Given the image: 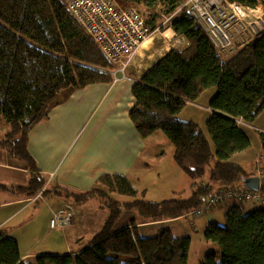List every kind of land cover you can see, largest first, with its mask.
I'll return each mask as SVG.
<instances>
[{"label": "trees", "instance_id": "16d2710c", "mask_svg": "<svg viewBox=\"0 0 264 264\" xmlns=\"http://www.w3.org/2000/svg\"><path fill=\"white\" fill-rule=\"evenodd\" d=\"M129 1L148 11L159 7L158 14L144 13L151 27L177 10L173 28L189 42L160 57L132 85V124L143 138L163 134L172 144L174 162L192 180L208 172V181L197 184L187 198L160 201L137 198V188L126 176L115 173L100 176L98 186L81 193L60 185L47 187L42 196L56 193L78 202L94 195L105 197L108 212L101 228L78 252L44 254L34 262L21 259L18 241L0 228V264H187L189 237L175 236L167 227L155 235L140 236L135 218L116 228L120 214L135 211L147 222L176 218L200 205L215 188L242 185L248 176L229 158L250 146L237 120L252 123L264 110V35L223 57L182 6L183 0ZM231 1L257 4V0ZM111 66L65 0H0V125L6 126L0 146L28 171L27 183L16 187L25 197H35L46 182L28 151L30 130L48 118L63 94L112 82ZM210 87L216 92L209 108L225 113L211 112L206 122L214 150L195 121L177 117ZM258 134L264 152V131ZM112 193L133 199L120 202ZM225 216V225L211 222L203 232L206 240L218 245L220 262L213 250L201 264H264V207L244 212L240 205H233Z\"/></svg>", "mask_w": 264, "mask_h": 264}, {"label": "crops", "instance_id": "0c3cea01", "mask_svg": "<svg viewBox=\"0 0 264 264\" xmlns=\"http://www.w3.org/2000/svg\"><path fill=\"white\" fill-rule=\"evenodd\" d=\"M133 76V73L128 71L127 78L119 79L120 81H115L113 78L112 82L109 83H93L84 88L74 90L70 94H63V99L52 107L48 118L32 127L28 135V151L35 159L42 174L46 176V182L42 189L60 185V187L75 193H81L98 186V178L100 176L115 173L126 176L137 188L139 196H144L147 190L146 186L141 188L138 184H146L151 180L154 186L155 178L152 177L154 171L157 175L161 174L163 164H167L169 161L173 162L172 165L174 166L175 163L172 158L173 147L170 141L166 143L167 148H165V141L161 133L156 132L143 138L137 133L132 124L129 111L135 102L131 93L132 85L135 83ZM139 76L137 75V78ZM191 103L193 102L188 104ZM208 109L210 113L219 112L210 109L209 106ZM206 122L207 120L205 121V126ZM255 122L252 126L251 123L241 120L239 125L264 131V124H255ZM200 128L202 129V127ZM2 131L4 133L3 135L0 134L1 140L4 139L6 127ZM257 141L260 151L258 155H253L250 158L252 162L250 170L245 169L246 160L244 159L249 148L231 155L229 161L239 164L248 176L257 175L261 180H264V152L261 149L259 134ZM252 146L253 142L250 139L249 147L252 148ZM10 158L12 157L8 155L7 150L0 146V185H2L0 192L9 194L4 196L1 195L4 193H0V228L4 229L7 235L18 241L21 259L32 261L33 258L36 260V257L40 255L78 252L85 247L87 243L85 246H79L83 236L69 239L65 231L67 228L74 226V222L64 229H51L49 221L46 224L44 217L41 220L44 222L42 228L35 231L36 236L29 235L25 240L22 238L23 235L21 237L18 236L24 221L23 219L22 222L15 220L33 202L47 198L50 195H66L51 193L33 200L25 197L24 194L16 190V187L27 183L29 180L28 171L20 161L12 158L14 162H18L13 163ZM204 181H208V178ZM15 183L18 185L14 186ZM192 184H194V187H192ZM190 186L191 192L189 196L197 184L193 181ZM224 187L222 185L213 191ZM231 187L244 188V185L242 182V185L235 184ZM173 191V196L183 192L181 189ZM263 195L260 194V200L258 201H237L232 197H228L217 205L210 207L205 211L207 213L202 215L203 217L201 215L196 217L194 225L197 227V223L201 222L206 228L209 223L217 222L216 220L219 216L224 215L226 217V211L233 205H240L244 212V209H247L248 212L256 209L255 207H264ZM73 199L75 200L74 197ZM256 203H262L263 205L256 206ZM51 210L52 208H50V214L53 211ZM68 211L72 214L73 221H75V215L70 210ZM179 217L184 216L181 215ZM179 217L153 221L154 223L147 222L140 217V219H136V222L138 225L145 223L162 224L175 222V219ZM9 226L10 228H6ZM36 227L37 225L33 229H36ZM181 230L183 231L182 233H185L184 227ZM11 233L14 234L12 235ZM93 234L95 233L91 232L89 234L87 242ZM44 243L48 244L40 249L37 248Z\"/></svg>", "mask_w": 264, "mask_h": 264}, {"label": "built area", "instance_id": "2783aa9c", "mask_svg": "<svg viewBox=\"0 0 264 264\" xmlns=\"http://www.w3.org/2000/svg\"><path fill=\"white\" fill-rule=\"evenodd\" d=\"M66 6L103 56L113 64L108 71L115 81L127 78L129 71L137 82V75L160 57L189 43L185 35L173 28L172 19L177 10L164 15L159 23L151 27L144 12L134 6L123 7L117 0H67ZM182 6L188 8L223 57L232 55L257 36L264 35L261 0H257L255 6L231 0H185ZM42 191L30 200L40 197ZM228 197L237 201L260 200L257 191L246 187H226L211 192L200 205L186 211L183 216L194 220ZM72 222L73 216L68 210L58 209L50 217L49 227L64 229Z\"/></svg>", "mask_w": 264, "mask_h": 264}, {"label": "rangeland", "instance_id": "374dc122", "mask_svg": "<svg viewBox=\"0 0 264 264\" xmlns=\"http://www.w3.org/2000/svg\"><path fill=\"white\" fill-rule=\"evenodd\" d=\"M67 0H65L66 3ZM118 4H120L123 7L126 6H134L138 9H140L145 14L154 13L158 14L159 7H155L153 10H145L141 4L135 5L133 2L129 0H117ZM185 0H183V3ZM262 2V0H261ZM111 64V63H110ZM113 66V64H111ZM111 66V67H112ZM120 81V80H119ZM216 92L215 87H210L206 89L197 100L191 104H187V106L184 108V110L179 114L177 117L182 120H194L200 127H202L203 132L205 133L206 137L208 138L210 145L212 147V150H214V146L210 137V134L207 131V128L205 126V121L210 116V112L208 111L209 106V100L213 97V95ZM256 121V122H255ZM255 124L263 123L264 124V111L260 113V115L255 119ZM254 122L251 123V125H254ZM258 126V125H256ZM6 126L3 124L0 125V134L3 135V129H5ZM240 128L248 135V137L252 140L253 146L252 148L249 147L247 150V153L245 154L244 159L245 162V169L250 170L251 167V160L250 158L253 155H258L260 148L258 146V129L247 127V126H240ZM163 135V134H162ZM164 143H169V140L163 135ZM164 145V146H165ZM167 148V145L166 147ZM246 150V149H245ZM11 162L18 163L16 161H19L16 159L14 162L12 158H10ZM174 161V160H173ZM214 162V160H213ZM173 163V162H172ZM171 161H169L167 164H163V171L161 174L157 175L156 172L152 174V177L155 178V184L153 186V181H148L146 184L139 183L138 185L141 188H145L146 194L144 196H139L137 198H142L144 200H151V201H160L165 200L169 198H186L189 196L191 190V183L194 181L195 184H201L204 180H207L209 177V173L206 172V174L198 178L197 180H191V178L181 170V168L175 163L174 166L172 165ZM254 164V163H253ZM255 166V165H253ZM264 174V172H263ZM153 180V179H152ZM18 185L17 183L14 184V186ZM225 188V187H224ZM222 188V189H224ZM183 190L182 194L174 195L173 190ZM154 192V193H153ZM259 194H264V191L260 189ZM4 193V192H0ZM8 193H4L1 195L6 196ZM9 195V194H8ZM111 196L120 201V202H127L131 201L133 198L119 195L117 193H112ZM264 196V195H263ZM50 203V204H49ZM28 204V203H27ZM106 204V198L100 195H94L90 197L88 200L83 202H76L73 197L71 196H57V195H50L47 196V198L38 199L36 202H33L29 208H27L23 214L18 216V219L15 221H20L23 223L20 227V232L18 236H22V238L25 240L28 238L29 235H35V231L39 228H42L44 222H42V217L46 219V224H48L49 218L52 216L53 212L57 211L58 208H66L70 210L75 215V221H73V225L69 228H67L65 231L69 237V239H72L74 237H81L83 236V240L81 243H79V246H85L87 243L88 236L91 232L96 233L99 231L102 225V220L106 217L108 209L105 207ZM257 204V203H256ZM47 205V206H46ZM262 203L257 204L256 206H262ZM50 208H52V212L50 214ZM257 208V207H255ZM245 212H247V209H244ZM207 212H204L201 214L205 215ZM50 216V217H49ZM200 216V215H199ZM197 216V217H199ZM203 217V216H202ZM135 218L140 219V216L135 211H129L124 210L120 217L118 218L116 222V228H121L128 224L129 219ZM175 222H168V223H162V224H152V223H145L142 225H138V232L140 236H152L155 235L160 228L162 227H168L170 228L171 232L175 236H189L190 237V249L188 254V264H201L203 257L205 253L216 251V260L217 262H220V252L219 247L217 244L213 243L210 240H206L203 236L204 232V225L201 222L197 223V227L194 225L193 218L188 217H179L175 219ZM221 225H225L227 223L226 217L219 216L216 220ZM34 223V224H32ZM154 223V222H153ZM100 224V225H99ZM37 225L36 229H33ZM182 227H184L185 233H182L181 230ZM6 228H10L6 227ZM9 230V229H8ZM188 232V233H187ZM12 235L14 233H11ZM184 234V235H181ZM48 244V243H47ZM46 243L38 246L37 248L40 249L43 246L47 245ZM216 245V246H215ZM55 250V249H51ZM125 259L129 258L128 256H124ZM32 261H35V258L32 259ZM36 263V262H35Z\"/></svg>", "mask_w": 264, "mask_h": 264}, {"label": "water", "instance_id": "95a60500", "mask_svg": "<svg viewBox=\"0 0 264 264\" xmlns=\"http://www.w3.org/2000/svg\"><path fill=\"white\" fill-rule=\"evenodd\" d=\"M242 182L244 187L253 191H258L264 187V180H261V178L257 175L244 177Z\"/></svg>", "mask_w": 264, "mask_h": 264}, {"label": "bare ground", "instance_id": "6f19581e", "mask_svg": "<svg viewBox=\"0 0 264 264\" xmlns=\"http://www.w3.org/2000/svg\"><path fill=\"white\" fill-rule=\"evenodd\" d=\"M4 138H5V134H4ZM40 197H42V193H41V196ZM40 197H38V198H40Z\"/></svg>", "mask_w": 264, "mask_h": 264}]
</instances>
